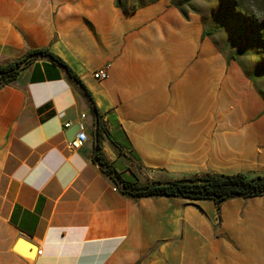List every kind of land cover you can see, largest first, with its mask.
<instances>
[{
  "label": "crops",
  "instance_id": "crops-1",
  "mask_svg": "<svg viewBox=\"0 0 264 264\" xmlns=\"http://www.w3.org/2000/svg\"><path fill=\"white\" fill-rule=\"evenodd\" d=\"M204 31L172 0H0V66L47 48L94 100L44 57L0 88V264H264V196L135 199L94 161L96 106L127 146L103 142L124 181L264 176V98ZM82 114L88 139L70 151Z\"/></svg>",
  "mask_w": 264,
  "mask_h": 264
},
{
  "label": "trees",
  "instance_id": "trees-1",
  "mask_svg": "<svg viewBox=\"0 0 264 264\" xmlns=\"http://www.w3.org/2000/svg\"><path fill=\"white\" fill-rule=\"evenodd\" d=\"M157 1L148 0L145 3L144 0H136L131 4L130 0H116V5L126 12H134L142 6ZM190 1L193 0H172V4L179 9L183 16L188 17L189 9L197 13L194 8L188 5ZM218 2L221 4L220 18L229 24L231 21L240 22L248 32L253 34L256 45L264 49V0H218ZM204 36L210 37L211 34L205 30ZM40 57L48 58L63 67L81 93L94 104L91 93L78 75L60 57L47 48L31 50L24 58L0 66V88L18 79L21 72ZM231 59L234 58H228V60ZM24 62H28V64L23 66ZM94 113L99 122L94 136V161L114 180L123 195L135 199L167 197L192 202L212 201L217 205L236 198L249 199L264 196V176L249 179L244 174H204L174 181H153L145 185L124 181L106 158L103 142L106 137L118 152H122L123 148L127 146L113 137L109 128L101 122V116L96 106H94Z\"/></svg>",
  "mask_w": 264,
  "mask_h": 264
},
{
  "label": "rangeland",
  "instance_id": "rangeland-1",
  "mask_svg": "<svg viewBox=\"0 0 264 264\" xmlns=\"http://www.w3.org/2000/svg\"><path fill=\"white\" fill-rule=\"evenodd\" d=\"M135 1L131 0L130 3ZM144 1L146 3L148 0ZM188 5L202 16L205 30L210 32V37L224 55L234 58L245 68L256 89L264 97V49L256 45L253 34L238 21H231L230 24L223 21L219 16L221 4L218 0H193Z\"/></svg>",
  "mask_w": 264,
  "mask_h": 264
},
{
  "label": "built area",
  "instance_id": "built-area-1",
  "mask_svg": "<svg viewBox=\"0 0 264 264\" xmlns=\"http://www.w3.org/2000/svg\"><path fill=\"white\" fill-rule=\"evenodd\" d=\"M93 76L98 81H105L108 78V71H107V69L103 68V69H100V70H97L96 72H94ZM81 119L83 122H81L79 124V126H80L79 131L75 135L74 139L72 141L68 142V149L70 151L81 150L84 147V145L86 144V135H85V128H87L86 124H85L86 115L82 114ZM70 127H71V124L65 125L66 130L70 129ZM41 253H42L41 251H38L39 255H41Z\"/></svg>",
  "mask_w": 264,
  "mask_h": 264
},
{
  "label": "water",
  "instance_id": "water-1",
  "mask_svg": "<svg viewBox=\"0 0 264 264\" xmlns=\"http://www.w3.org/2000/svg\"><path fill=\"white\" fill-rule=\"evenodd\" d=\"M27 64H28V62H24V63H23V66H26ZM98 124H99V122H98V118H96V129H97V127H98ZM79 129H80L79 124H76V125H74L73 127H71V128L68 130L67 134H66V136H67V140H68V141H72V140L74 139L75 135L77 134V132L79 131ZM23 243H25L26 245H28V246L31 248V253H33V252H37V249H38V248H37L34 244H32V243H30L29 241L25 240L24 238H19V239H18L16 245H15L14 248H13L14 251L18 252V254H20V255L23 256L24 258H28V259H31V260H32V259L34 258V255H32L31 257H28V256L24 255V253H22V251L20 250L19 245H20V244H23Z\"/></svg>",
  "mask_w": 264,
  "mask_h": 264
},
{
  "label": "bare ground",
  "instance_id": "bare-ground-1",
  "mask_svg": "<svg viewBox=\"0 0 264 264\" xmlns=\"http://www.w3.org/2000/svg\"><path fill=\"white\" fill-rule=\"evenodd\" d=\"M85 135H86V140L88 139L87 133H86V128H85Z\"/></svg>",
  "mask_w": 264,
  "mask_h": 264
}]
</instances>
